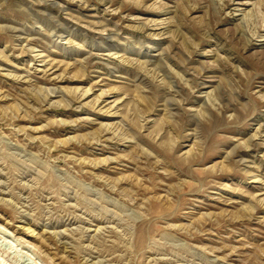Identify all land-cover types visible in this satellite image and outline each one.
Returning <instances> with one entry per match:
<instances>
[{
    "label": "rangeland",
    "instance_id": "rangeland-1",
    "mask_svg": "<svg viewBox=\"0 0 264 264\" xmlns=\"http://www.w3.org/2000/svg\"><path fill=\"white\" fill-rule=\"evenodd\" d=\"M0 264H264V0H0Z\"/></svg>",
    "mask_w": 264,
    "mask_h": 264
}]
</instances>
